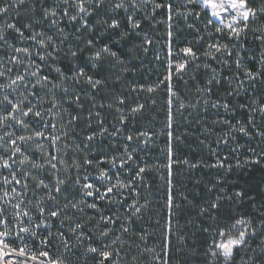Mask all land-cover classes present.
I'll use <instances>...</instances> for the list:
<instances>
[{"label": "trees", "instance_id": "16d2710c", "mask_svg": "<svg viewBox=\"0 0 264 264\" xmlns=\"http://www.w3.org/2000/svg\"><path fill=\"white\" fill-rule=\"evenodd\" d=\"M254 1L256 3L251 6L257 13L255 20L249 23L246 33L231 41L227 35L221 37L216 33L215 23L212 26L207 25L208 16L202 15L199 20L192 16L187 21L182 16H173L169 21L166 8L153 12L150 6L141 11L129 9V13L141 23V28L133 31L128 25L127 13L123 10L114 12L109 0H105L103 8L85 17L94 29H83L80 33L76 32L79 22L74 25L67 17L62 16L64 8L67 7L62 0H24L23 4L10 7L7 13L0 14V32L6 34L9 43L15 46H24V42L14 30L6 28L7 23L17 25L29 35L31 31L24 26L32 24L35 31H42L53 37L60 51L55 60L45 62L43 70L54 83L61 82L55 72L56 67L69 77L80 69L87 74L79 78L78 83L72 80L63 81L69 89L68 96H65L62 88L54 90L60 110H53L55 119L52 114L44 116V120L48 122L47 127L40 124L37 118L31 117L27 130L8 129L23 135L42 130L46 136L61 137L59 153L51 147L50 140L39 138L25 142L22 147L33 162L45 163L44 157L57 154L68 164L73 160L83 164L85 158L94 161L91 166L83 165L79 169H66L63 164H59L58 172L50 166L37 170L31 167V163L24 165L23 170L31 172L27 199L33 205L37 199H43L45 207L52 204L47 201L44 188L33 191L35 180L32 177L37 175L45 184H54L56 175H59L70 176L72 181L79 177L82 182L101 185L106 182L97 180L96 177L99 169H105L113 177L119 175L125 183L133 184L131 189H115L117 194L111 196L112 202L97 199L98 210L82 205L83 211H61L59 219L50 220V228L39 230L35 240L29 238L30 251L39 249L43 237L49 241L48 251L53 257L59 256L63 259L67 256L65 264H76L77 260L79 264H95L100 257L86 253L84 249L90 244L103 249L105 242L111 245L108 250L113 253L112 260L105 264H165V260L167 264H264V251H261L264 248V244H261L264 240V215H261V209H264V163L244 164L249 159L264 161V138L255 135L245 137L231 127L247 125L249 111L247 108L241 109V104L248 105L252 100L257 104L264 102V78L255 82V88L251 86V82L245 81L246 91H240L238 95L228 93L237 89L240 81L234 80L229 85L225 79L234 74L244 79L243 70L235 67L237 54L245 69L256 71L261 68V52H264V27L261 25L264 23L261 4L263 0ZM13 2L14 0H0V6L11 5ZM163 2L176 5L184 3L183 0ZM45 8L56 11L57 16H49L44 21ZM193 9H196L195 5H188L183 10L188 12ZM112 16L120 21L118 29L104 27V21ZM52 19L58 21L56 27L51 25ZM36 20L41 23H35ZM189 23L194 27L189 28ZM169 24L172 25L171 28ZM169 31L173 33L171 39L168 36ZM124 32L129 35L121 39ZM89 38L95 41V48L86 46ZM146 38L151 41L150 44L145 42ZM217 42L228 44L233 55L229 57L217 53L219 59L206 57L204 53L209 50L208 45ZM105 45L117 53L121 62L106 54L99 62L90 59L96 48ZM169 45L173 49L171 57L168 54ZM188 46L197 53L198 59L184 56L181 49ZM32 50L36 51L34 45ZM70 50H75L77 55L71 56ZM10 54V49L0 48V63H6ZM170 60L173 63L171 81L165 79L169 74ZM179 60L190 61L183 73L175 72V63ZM93 63H96V67H93ZM206 64L209 67L206 68ZM214 74L219 83L209 85L208 81ZM88 75L100 79L102 83L93 89L87 82ZM169 83L175 95L169 94ZM205 87L210 91L197 90ZM149 88H153V91L149 92ZM76 94L80 95L79 105L75 102ZM41 95L44 100L41 110L44 111L51 107L49 101L53 94ZM69 98L71 103L68 102ZM119 99H123L124 104H118ZM213 103H229L233 110L226 112L222 107L213 108ZM138 105L143 107L133 114L131 109ZM89 112L92 113L91 126ZM97 112L99 116L96 115ZM68 113L79 115V121L69 124ZM121 116L125 117L123 125L119 123ZM100 121H103L109 131L116 127L121 128V133L115 137L96 136L90 142V148L83 147L85 143H89L85 139L86 135L96 131L100 127ZM53 123L57 125L55 129L51 127ZM256 125L264 127V120L259 114L256 116ZM248 128L251 132L252 127L248 125ZM3 131L0 129V135ZM65 132L67 136L64 135ZM127 135H132L134 139L128 142ZM224 140H227L226 144ZM124 145H128V152L133 159L121 170L119 157L124 154ZM169 149L173 154L170 158ZM113 157L116 158V167L110 162ZM105 158L108 162L97 167L98 160ZM218 161H222L225 167L212 166ZM238 162L244 166L236 167ZM141 167L145 171L140 174L139 179L132 180ZM18 174L22 177L23 172ZM4 175H8V172L0 169V179ZM84 177L88 179L85 180ZM111 182L116 183L115 179ZM236 191H242L243 198L235 197ZM65 193L70 194V198L78 199L80 186L70 183L65 188ZM170 195L173 197L172 209L168 208ZM218 198V221L226 222L232 216L245 215L251 219L256 229V235L249 236L246 246L234 249V256L228 261L223 257L213 258L208 251V244L213 239L212 230L216 225V221L211 219L210 204ZM86 200L92 202L91 197ZM134 201L141 206V211L129 221L130 231L123 233L120 231V224L130 216L131 209H127V205ZM65 202V194L62 193L52 206L62 209ZM202 207L207 211L201 212ZM8 211L11 213V210ZM32 214L35 222L37 213L33 211ZM66 215L72 219H65ZM101 216H119L115 224L110 223L107 226L112 229L108 237L99 235L104 227L100 222ZM76 220L82 225V242L69 231ZM204 228H208L209 232H205ZM49 231L51 236H48ZM60 232L65 233L63 238L69 239L70 244L76 246L73 249L76 255L68 253L60 243L57 238ZM116 236H120V240L112 244ZM149 248L154 251H147ZM117 252L119 256L116 255Z\"/></svg>", "mask_w": 264, "mask_h": 264}, {"label": "snow or ice", "instance_id": "6c2138e0", "mask_svg": "<svg viewBox=\"0 0 264 264\" xmlns=\"http://www.w3.org/2000/svg\"><path fill=\"white\" fill-rule=\"evenodd\" d=\"M23 3L24 0H14L11 5L0 6V14H5L10 7L18 6ZM62 3L67 5L62 12V16L67 17L70 23L74 25L79 22V27L76 29V32L80 33L83 29H94V26L89 24L85 17H89L97 10L103 8L105 0H62ZM109 4L114 12L123 10L127 13L126 19L129 27L133 31L140 29L141 23L133 14L129 13V9L131 8L136 11H141L146 10L150 6L153 9V12L157 9L166 8L169 13V21L173 19V16H182L186 21L192 16L197 20H199L202 15L208 16L209 19L206 21L207 25L212 26L213 21L215 20L217 22L215 27L216 33L220 34L221 37L227 35L229 41L233 38L239 39L242 33H246L249 23L255 20L257 16L255 9L249 6L248 0H184V3L180 5L171 2L165 4L163 0H126V2L125 0H109ZM188 5H195L198 10L193 9L192 11L185 12L183 9ZM262 11H264V9H262ZM49 16L55 18L57 12L54 10L49 11L45 8L43 20L47 21ZM225 17L229 18L228 23H225ZM35 23H41V21L36 20ZM57 24L58 21L56 19L51 20V25L53 27H56ZM24 27L31 31L30 35L13 23H7L6 25L7 29L16 32L24 42V46H15L14 44L9 43L7 35L0 32V42H3L2 45H0V48L11 50L7 62L0 63V95H2V99H0V129L4 130L3 134L0 135V169L8 172V175H4L3 178L0 179V192H2V195H0V205H3V207H0V264H28L29 261L33 262V264H65L67 256L63 259L59 256L53 257L48 251L49 241L43 237H41L39 249L30 251L28 247L29 238L35 240L39 235V230L50 228V220L52 218L59 219L61 211H66L68 209L73 210V213L83 211L84 208L81 207L82 205L89 209L98 210L96 203L97 199L100 201L107 200L112 202L111 196L117 194L114 192L115 189H131L133 188V184L131 182L125 183L120 179L119 175L113 177L108 170L105 169H99V174L96 177L97 180L106 182L101 185H97L93 182H82L79 177H77L75 181H72L70 176L61 177L59 175H56L54 184H45L44 180L37 175L32 177L35 180L33 188L34 192L40 188H44L46 190V199L47 201L52 202V204L57 202L60 195L64 193L66 202L61 209L59 207H53L52 204L45 207L43 199H37L34 205L32 201L27 199L29 192L28 179L31 176V172L23 170L24 165L31 163V167L37 170L43 169L45 166H50L51 169L58 172L59 164H63L66 169H71L72 167L79 169L83 165L91 166L94 161L85 158L83 164H79L75 160H73L71 164H68L57 154L44 157L45 163L33 162L22 147L25 142L39 138L50 140L51 147L56 149L57 153H59V141L61 137L58 135L51 137L46 136L42 130L34 131L29 135L8 131V129L15 130L18 128L27 130L30 127L31 117L37 118L40 124L47 127L48 122L44 120V116L52 114L53 119H55L56 116L53 110H60V105L57 103L54 96V90L62 88L65 96H68L69 89L63 81L72 80L78 83L79 78L87 75L83 69H80L69 77L66 76L59 67H56L55 72L58 74V78L61 82L54 83L43 69L47 60H55L57 58L60 51L59 45L55 43L52 36L46 35L42 31H35L32 28V24H27ZM104 27L106 29H118L120 27V21L115 16L109 17L108 20L104 21ZM171 27L172 25L169 24V28ZM188 27L192 28L194 25L189 23ZM60 31L63 32V29H60ZM138 34L139 33H137V35ZM128 35V32L122 33L121 39ZM172 35L173 33L169 31L168 36L170 39L172 38ZM66 38L67 37H65V39ZM28 42H31V44ZM62 42L63 41H61V43ZM145 42L148 44L151 43L147 38ZM32 45L36 48L35 52L32 50ZM86 46L89 48H95V41L89 38L86 41ZM208 49L209 50L206 51L204 55L209 59H219L216 55L217 53L226 54L229 57L233 55V52L226 43L221 44L217 42L209 44ZM145 51H147V49H145ZM181 52L184 56L191 57L193 60L198 59L197 53L190 46L182 48ZM105 54L111 56L117 62H121L117 53L112 51L107 45L96 48L94 53L91 54L90 59L94 62H99L103 60ZM168 54L170 57L173 55L171 45H169ZM70 55L75 57L77 52L75 50H70ZM261 57V68L253 71L244 68L241 63V58L239 54H237L235 67L243 70L244 79H241L239 75L235 74L230 77H225L229 85H231L234 80L240 81L238 88L230 91L228 95H232L233 93L238 95L240 91H246L244 88L245 81L251 82V86L255 88V82L258 79L264 78V52H261ZM189 63L190 61L188 60L177 61L175 63V72L183 73ZM93 67H96V63H93ZM197 67H199V65H197ZM205 67L207 68L209 66L206 64ZM168 68L169 74L165 79L171 81L173 69V63L171 60L169 61ZM87 82L93 89L102 83L100 79L94 78L90 75L87 76ZM214 82L219 83L215 74L208 81V84L211 85ZM49 85H51V87H49ZM197 90L201 92L210 91L207 87ZM148 91H153V88H149ZM168 91L170 95H175L171 83L168 85ZM41 93H43V96L53 94L49 101L51 107L44 111L41 110V106L44 104ZM16 97L19 98L17 99ZM33 98H35V102H33ZM68 102H72L71 98H69ZM75 102L77 105L80 104L79 94L75 95ZM205 103L207 104V101H205ZM118 104H124V100L119 99ZM108 106L111 107L112 105ZM141 107L143 106L138 105L137 107H133L131 112L134 114ZM181 107H184V105L181 104ZM212 107H222L226 112L233 110L229 103H213ZM240 108H247L249 111L247 125L240 124L239 127L231 126L232 130L238 131L245 137L255 135L264 138V127H257L256 125L257 114H259L261 119L264 120V102L257 104L255 100H252L248 105L241 104ZM64 111L66 112L67 110L65 109ZM117 111H119V109H117ZM96 115L99 116L100 114L97 112ZM68 116L69 124H74L80 119V116L77 114L68 113ZM91 118L92 113L89 112V126H91ZM169 119L171 120V115ZM99 123L100 127L96 131L92 134L86 135L85 139L89 143H85L83 147L90 148V142L93 141L96 136L103 137L108 135L115 137L122 131L119 127L109 131V129L104 126L103 121H100ZM119 123L123 125L125 123V117L121 116ZM220 123L228 122L220 121ZM237 123L239 124V122ZM248 125L252 127L251 132L249 131ZM51 127L55 129L57 125L53 123ZM64 135L67 136V132H65ZM169 135L171 136V133H169ZM126 139L128 142H131L134 137L132 135H127ZM224 143L226 144L227 140H224ZM38 147H42V145H38ZM123 147L124 154L119 157L121 161L119 168L121 170L124 169V166L128 161L133 159L132 155L128 152V145H124ZM169 152L171 154V149H169ZM115 159L116 158L113 157L112 161H110L113 167H116ZM226 159L227 157H225V160ZM105 162H108L107 158L98 160L97 167L99 164ZM262 163H264V161L261 159H249L244 162V164ZM244 164L238 162L236 167H243ZM191 166L196 167V165ZM212 166L224 168L225 164L222 161H218L217 164ZM230 167L231 166H229V168ZM21 171L23 172L22 177L18 174ZM144 171L145 169L143 167L139 168V170L135 172V176L132 177V180L139 179L140 174ZM84 179L87 180L88 177H84ZM113 179H115L116 183L111 182ZM70 183L80 186V196L78 199L70 198V194L65 193V188ZM243 196L244 193L242 191L235 192V197L243 198ZM88 197L92 198V202L86 200ZM125 199L127 198L125 197ZM229 199H231V197H229ZM218 201L219 198L216 202L210 204V209L212 210L211 219L216 221V225L212 230L213 239L208 244V251L213 258L223 257L225 261H228L234 256V249L246 246L249 236L256 235V229L253 227L251 219L245 215L232 216L226 222L218 221ZM29 205H32V207ZM173 207V197L170 195L168 198V208L172 209ZM9 209H11V213H9ZM127 209H131V214L120 224V231L123 233H128L130 231L128 226L129 221L141 211V206L134 201L127 205ZM33 211L37 213L35 216V222L32 214ZM205 211H207V209L202 207L201 212ZM261 215H264V209H261ZM65 219L71 220L72 218L71 216L66 215ZM116 220H119V216H116L115 218L111 216H101L100 222L104 227L101 228L99 235L101 237H108L112 232V229L107 226L110 223L115 224ZM61 223H63V220H61ZM14 229L15 234H13ZM249 229H251V232H249ZM203 230L209 232L208 228H204ZM69 231L77 240H80L81 242L83 241L84 237L81 234L82 225L78 220L74 221V226H70ZM48 236H51L50 231L48 232ZM63 237H65V233L60 232L57 238L60 239V243L68 253L76 255L73 251L76 246L71 245L69 239ZM141 239H143L142 236ZM117 240H120V236H116V239L111 243L115 244ZM261 244H264V240L261 241ZM110 247L111 245L106 242L104 243L103 249L90 244L84 249V251L89 254H96L100 257L98 261H95V264H105L106 261L112 260L113 253L108 250ZM147 251L153 252L154 249H147ZM261 251H264V248H262ZM116 255L119 256V252H117ZM166 255L167 253L165 252V256ZM76 264H79V260L76 261ZM165 264H167V260H165Z\"/></svg>", "mask_w": 264, "mask_h": 264}, {"label": "rangeland", "instance_id": "374dc122", "mask_svg": "<svg viewBox=\"0 0 264 264\" xmlns=\"http://www.w3.org/2000/svg\"><path fill=\"white\" fill-rule=\"evenodd\" d=\"M183 2H184V0H183ZM256 2L254 1V0H248V4H249V6L250 7H252L251 5H254ZM262 4V7H263V9H264V0H263V2L261 3ZM262 14L264 15V12H262ZM225 19V23H228L229 22V18L228 17H225L224 18ZM213 23H215V24H217V22L214 20L213 21ZM263 27H264V23L263 24H261ZM227 31V30H226ZM173 156V154H171L170 156H169V158L170 157H172ZM1 207H3V205H1ZM9 210H11V209H9ZM150 249V248H149Z\"/></svg>", "mask_w": 264, "mask_h": 264}, {"label": "built area", "instance_id": "2783aa9c", "mask_svg": "<svg viewBox=\"0 0 264 264\" xmlns=\"http://www.w3.org/2000/svg\"><path fill=\"white\" fill-rule=\"evenodd\" d=\"M42 259V258H41ZM28 264H33V262L29 261Z\"/></svg>", "mask_w": 264, "mask_h": 264}]
</instances>
